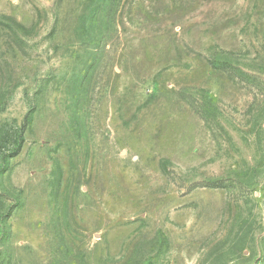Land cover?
<instances>
[{
  "label": "rangeland",
  "instance_id": "obj_1",
  "mask_svg": "<svg viewBox=\"0 0 264 264\" xmlns=\"http://www.w3.org/2000/svg\"><path fill=\"white\" fill-rule=\"evenodd\" d=\"M0 264H264V0H0Z\"/></svg>",
  "mask_w": 264,
  "mask_h": 264
},
{
  "label": "trees",
  "instance_id": "obj_2",
  "mask_svg": "<svg viewBox=\"0 0 264 264\" xmlns=\"http://www.w3.org/2000/svg\"><path fill=\"white\" fill-rule=\"evenodd\" d=\"M23 129L25 130V127Z\"/></svg>",
  "mask_w": 264,
  "mask_h": 264
}]
</instances>
